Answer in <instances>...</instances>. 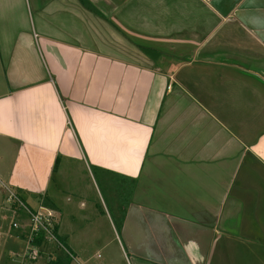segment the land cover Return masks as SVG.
<instances>
[{"label":"crops","instance_id":"1","mask_svg":"<svg viewBox=\"0 0 264 264\" xmlns=\"http://www.w3.org/2000/svg\"><path fill=\"white\" fill-rule=\"evenodd\" d=\"M0 67V264L28 230L2 185L59 215L68 252L38 243L28 264H96L103 240L63 221L61 172L79 169L116 215L114 185L127 194L126 264H264V0H0ZM75 198L113 229L108 206Z\"/></svg>","mask_w":264,"mask_h":264},{"label":"rangeland","instance_id":"2","mask_svg":"<svg viewBox=\"0 0 264 264\" xmlns=\"http://www.w3.org/2000/svg\"><path fill=\"white\" fill-rule=\"evenodd\" d=\"M115 54H118L121 57L128 58L129 60L133 61H139L140 60V55L138 53V49L136 46L132 44V42H128L124 39H118L115 41ZM1 66H4L2 63ZM0 72H1V77L4 79V67H0ZM91 173L95 176L97 184H98V179H97V172L95 168H91ZM100 175V173H99ZM61 176L64 177V181L61 182V188L63 190H66L67 193L72 197L73 202L72 204L67 203L66 197L64 194H62V199L61 201L63 202L62 208L67 207L73 212H77V215H65L63 221L66 222L69 225V227L73 230L75 228L76 235L74 236L79 244H83L85 238L88 237V240L91 244H96L97 242L94 241V236H97L99 240L102 241L103 247L100 248V250L91 252L89 255L93 257L91 260L92 262L96 264H100L101 262H104L105 260H111L112 264H126L124 262V259L122 255L119 252L118 244L120 240V234L118 233L116 226L114 224V221L111 217V222L113 223V229L109 225H107L105 220H100L99 215H89L88 213L85 214V211H83L84 208H79V203L80 201L75 198V193H77L80 197L84 198V200L87 203L88 209L86 210L87 212L90 211L91 207L93 204H105V206H108L109 209H113V203H112V198L110 197L111 194V189L112 187L106 188L104 185H100V183L97 186L98 193H96V190L92 186V182L89 178V176L86 175L84 170L79 169L78 171H75L73 173H65L64 171L61 172ZM78 183V185L76 183ZM117 184L114 185L115 189L118 188ZM78 191H73V188H77ZM84 195V196H82ZM65 197V198H64ZM103 202V203H102ZM3 206L5 205L8 207L6 198H4L0 194V211ZM104 206V205H102ZM99 208V207H98ZM1 214V212H0ZM21 214V213H20ZM18 214L19 217L16 215H8L6 216V220L4 221L3 228L4 229H10L12 227V220L16 219L19 226H22L21 220V215ZM64 223V222H63ZM94 225L96 226L97 229V235H94L92 233H89L91 231H94ZM19 227V228H20ZM19 230V229H17ZM89 233L87 236L83 235ZM12 234H15V230L13 227ZM62 250V249H61ZM108 258V259H107ZM7 258H5L6 260ZM9 259V257H8ZM15 259V257H14ZM126 261V260H125ZM20 260L15 259L14 264H19ZM36 263L38 264H48L47 257H42L40 258ZM35 263V264H36ZM73 264H87L84 262L80 254L78 253L77 260L72 261ZM26 264H28L26 262Z\"/></svg>","mask_w":264,"mask_h":264},{"label":"built area","instance_id":"3","mask_svg":"<svg viewBox=\"0 0 264 264\" xmlns=\"http://www.w3.org/2000/svg\"><path fill=\"white\" fill-rule=\"evenodd\" d=\"M2 188L7 193L8 201L16 207V210L26 213L28 223L26 246L21 255H16L20 258L21 264H26L28 261L37 259L40 253L38 243L47 242L53 244L58 249L68 252L56 232L59 222V215L56 212L44 206H39L34 210L30 209L15 191L4 185H2ZM13 227L19 228L20 226L17 222H14Z\"/></svg>","mask_w":264,"mask_h":264},{"label":"trees","instance_id":"4","mask_svg":"<svg viewBox=\"0 0 264 264\" xmlns=\"http://www.w3.org/2000/svg\"><path fill=\"white\" fill-rule=\"evenodd\" d=\"M123 34L126 35L124 32H123ZM143 49H146L145 50L146 53H148L147 51H149V50L152 51L151 49H148V48H143ZM118 182H120V180H118ZM134 186H135L134 182L130 183V186H129L130 193L132 192V189ZM122 193L124 194L123 196H122ZM126 195L127 194L124 193V189H123V191H121V187L119 185L117 190L115 189V199H114V202L119 205V206H117V208H118L117 210H118L119 215H116L114 213L113 209H110L111 213H112L111 216L113 218L114 224H115L116 229H117L119 234L121 233L122 224L124 221V216L126 215V211L124 209H127L128 205L130 204V201L127 199ZM51 262H53V261H51ZM54 262H57V260ZM62 264H67V262H64V260H62Z\"/></svg>","mask_w":264,"mask_h":264}]
</instances>
